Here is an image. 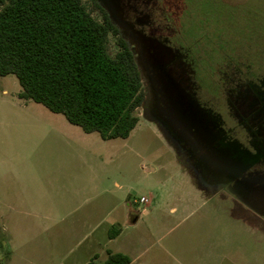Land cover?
I'll use <instances>...</instances> for the list:
<instances>
[{"label": "rangeland", "instance_id": "374dc122", "mask_svg": "<svg viewBox=\"0 0 264 264\" xmlns=\"http://www.w3.org/2000/svg\"><path fill=\"white\" fill-rule=\"evenodd\" d=\"M95 1L134 50L139 120L103 140L0 78V264H103L107 214L123 227L130 212L137 221L109 247L135 264H264V161L237 159L216 129L250 139L224 90L264 72V0ZM82 211L93 231L60 230Z\"/></svg>", "mask_w": 264, "mask_h": 264}, {"label": "trees", "instance_id": "16d2710c", "mask_svg": "<svg viewBox=\"0 0 264 264\" xmlns=\"http://www.w3.org/2000/svg\"><path fill=\"white\" fill-rule=\"evenodd\" d=\"M92 1L100 20L83 0H0V78L13 74L21 87L19 98L64 115L86 133L97 132L103 140L127 138L144 100L141 72L128 41ZM110 35L118 46L113 54ZM235 82L232 96L229 86ZM225 88L236 125L250 139L247 145L230 137L226 142L232 129L225 131L221 121L216 126L221 140L242 150L237 159L263 162L264 72L241 71ZM129 262L122 253H109L103 264Z\"/></svg>", "mask_w": 264, "mask_h": 264}, {"label": "crops", "instance_id": "0c3cea01", "mask_svg": "<svg viewBox=\"0 0 264 264\" xmlns=\"http://www.w3.org/2000/svg\"><path fill=\"white\" fill-rule=\"evenodd\" d=\"M76 126V125H75ZM79 127V126H78ZM142 197V196H141ZM146 202V199H145ZM75 212V211H74ZM90 211H82V219H80L79 221H75V225L74 226H68L66 227V229H61V231L66 230L69 231L70 233H74L76 234V232L78 231H85L88 229H91L90 231H93V226L90 222H88V219L86 220L87 216L91 213H89ZM147 211L145 210V213ZM109 215L110 213L107 214V218H106V224L105 228L103 230V234L101 236V238H103V240L101 241L102 244V249L104 254L102 256L103 258V263L105 262V260L107 259L109 253H122L126 256L129 257L130 262L129 264H135V261L138 260V255H132L131 252H127L126 250H122V249H117V248H111L109 247L111 244H113L115 242L116 239H118L122 233V231L124 230V228H126L127 226L133 225V223H135L138 219V217H134L133 218V213L130 212V214L127 216V218L124 219L123 222V227H121L120 225L117 226L115 224H117L115 219L109 220ZM85 217V218H83ZM63 219L61 218L60 221H62ZM88 234V232H87ZM105 240V242H104ZM100 244V242L98 243ZM105 244V245H104ZM104 245V246H103ZM96 255H98V253L96 254L95 252H91L90 255H88V257H96Z\"/></svg>", "mask_w": 264, "mask_h": 264}, {"label": "built area", "instance_id": "2783aa9c", "mask_svg": "<svg viewBox=\"0 0 264 264\" xmlns=\"http://www.w3.org/2000/svg\"><path fill=\"white\" fill-rule=\"evenodd\" d=\"M139 201L140 202H145V198L144 197H140Z\"/></svg>", "mask_w": 264, "mask_h": 264}]
</instances>
